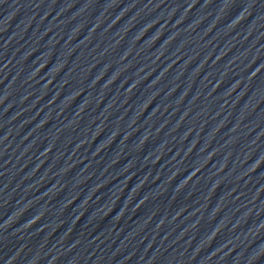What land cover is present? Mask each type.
<instances>
[{
    "label": "water",
    "instance_id": "1",
    "mask_svg": "<svg viewBox=\"0 0 264 264\" xmlns=\"http://www.w3.org/2000/svg\"><path fill=\"white\" fill-rule=\"evenodd\" d=\"M0 264H264V0H0Z\"/></svg>",
    "mask_w": 264,
    "mask_h": 264
}]
</instances>
